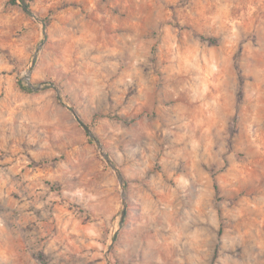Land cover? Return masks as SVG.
<instances>
[{
  "label": "rangeland",
  "instance_id": "rangeland-1",
  "mask_svg": "<svg viewBox=\"0 0 264 264\" xmlns=\"http://www.w3.org/2000/svg\"><path fill=\"white\" fill-rule=\"evenodd\" d=\"M0 264H264V0H0Z\"/></svg>",
  "mask_w": 264,
  "mask_h": 264
},
{
  "label": "water",
  "instance_id": "water-1",
  "mask_svg": "<svg viewBox=\"0 0 264 264\" xmlns=\"http://www.w3.org/2000/svg\"><path fill=\"white\" fill-rule=\"evenodd\" d=\"M22 7H23V9H24L25 12L31 13L30 10L28 9L27 5H26L24 2H22ZM33 17H34L36 20H38L37 17H35V16H33ZM42 33H43V35H44V34H45V31L43 30ZM42 44H43V43H42ZM42 44H41V46H42ZM33 62H34V61H33ZM36 89H39V88H36ZM72 113H73V115L75 116V118H76L77 122L79 123V125L84 129V131H85V132H86L91 138H93V140L95 141L96 145H97L98 148L101 150V149H102L101 144H100V142L97 140V138L92 134L90 128H89L85 123H83V122L80 120V118L76 115L75 112H72ZM102 156L104 157V159L106 160V162L109 163V164L111 165L112 169H115L114 164L111 163V161H110L109 157L106 155V153H102ZM124 214H125V210H122L121 221L123 220Z\"/></svg>",
  "mask_w": 264,
  "mask_h": 264
},
{
  "label": "trees",
  "instance_id": "trees-1",
  "mask_svg": "<svg viewBox=\"0 0 264 264\" xmlns=\"http://www.w3.org/2000/svg\"><path fill=\"white\" fill-rule=\"evenodd\" d=\"M13 3H15V0H12ZM28 7V5H27ZM24 90H27L25 87H22ZM216 188V187H215Z\"/></svg>",
  "mask_w": 264,
  "mask_h": 264
}]
</instances>
